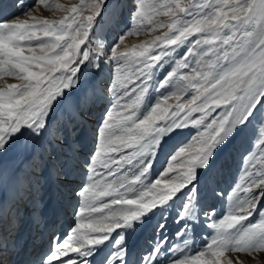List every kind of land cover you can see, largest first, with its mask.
Returning <instances> with one entry per match:
<instances>
[{"label": "snow or ice", "instance_id": "6c2138e0", "mask_svg": "<svg viewBox=\"0 0 264 264\" xmlns=\"http://www.w3.org/2000/svg\"><path fill=\"white\" fill-rule=\"evenodd\" d=\"M35 6L18 5L24 14ZM65 11L58 20H0V77L19 81L0 87V264H224L228 253H264V0H80ZM125 12L133 28L110 43L95 36L99 19L118 28ZM145 24L166 31L121 50ZM93 39L97 46L89 47ZM105 67L108 77L95 83ZM178 75L186 84L175 104L168 95L148 103ZM254 122L258 133L245 147ZM190 128L196 132L151 179L164 144ZM230 143L241 161L232 193L243 195L220 217L210 201L225 194L213 165ZM12 149L29 156L9 168L3 157ZM48 184L57 194L51 205L43 196ZM45 208L54 216L69 210L71 235L53 233L47 252L26 259L11 235L22 210L37 229L47 228ZM149 226L154 239L141 246L134 237ZM201 226L214 234L184 255ZM228 264L244 262L236 256Z\"/></svg>", "mask_w": 264, "mask_h": 264}, {"label": "rangeland", "instance_id": "374dc122", "mask_svg": "<svg viewBox=\"0 0 264 264\" xmlns=\"http://www.w3.org/2000/svg\"><path fill=\"white\" fill-rule=\"evenodd\" d=\"M91 2V0H85V3H89ZM158 0H145L146 4H153V3H157ZM80 3V0H44V3H38V0H0V20H7L9 22H11L12 18L15 19H19V20H27L29 21V23H33L34 21L31 19L32 17H36L37 19H48V20H58L61 19L64 15L67 14V12L65 11L66 9H70L73 5H77ZM19 4H23L25 7H28L30 5H36L35 7L29 8L28 12L26 14L22 13L21 9L18 7ZM57 5H60L62 7L57 8ZM85 15H88L89 13L87 12V10L84 12ZM158 20H164L167 21V17L161 15L159 17H157ZM125 27L128 28H133V25H130L128 23V19H127V12H125L124 17L122 18L119 27H114L112 25V23L107 20V19H99V22L95 25V36L97 38L99 37H104L106 38V42L110 43L111 39L119 32L124 30ZM149 26L147 24H145L141 30L139 31V34H132V35H128L125 37L124 43L121 45V50H123L124 48H128V49H132L134 47L140 46L142 44H146L147 42H150L151 40L155 39L156 37L161 36L166 29H161V28H152L151 30H148ZM96 40L93 39L92 44L89 45V47H96ZM27 54V53H25ZM169 65H171V62H168ZM170 70V67L169 69ZM109 68L105 67L104 68V72L100 75L98 81H95V83L99 84L101 82H103L109 75ZM179 73L184 74L186 72H190V69H179L178 70ZM88 77H91V73H87ZM161 74L157 73V79H160ZM19 81L16 80L14 77H0V87H4L7 84H18ZM186 84V82L180 81L179 79V75L177 77H175L173 79V83L170 86H167L165 88H161L159 93H155L153 92L152 95L149 98L148 103H154L157 99V97H159L161 100L163 99L164 95H168L170 98L168 100L169 104H175L176 100H175V93H177L179 91V88L181 85ZM174 85V86H173ZM179 87V88H178ZM190 94V89L186 90L184 93H182L183 96H185V98H187ZM175 101H174V100ZM59 109H58V113L59 114ZM93 111L99 115V105H95L93 106ZM59 123V121L54 118L53 119V123L51 124V127L53 129H55L57 127V124ZM87 136H88V140H89V144L91 141V129L93 127L92 124H88L87 126ZM196 132V129L194 128H190L188 130H186L184 132L183 135L178 136V137H173L172 139L168 140L165 144L163 149L158 153V159L155 162V166L152 169L150 175L151 179H156L159 178V175L164 171V169L167 167L166 164V158L173 152L175 151L180 145L181 142H185L187 141L192 134H194ZM258 133L257 128L255 127V122L253 123V125L249 126L248 132H247V137L245 139V147L249 146V141H251ZM256 152L257 154L260 152L259 148H256ZM27 156H29L27 154ZM24 156L20 159L24 160L25 157ZM20 161L17 163L19 164ZM7 163V162H6ZM16 162L14 163H7L9 168L15 166ZM241 168V161L239 158V153L236 151L234 144H227L225 146H223L221 149H219L218 154H217V158H216V162L213 165V176H214V180H215V186L218 187L224 194V198H220V197H214L210 202L212 203V205L216 208L217 213L220 215V217L223 216V214H225L226 210H227V205L229 203L230 200L234 199L235 196L239 195L242 196L243 193L237 192L235 194L232 193V189L235 187V183L238 182L239 179V169ZM175 175V173L173 174H169V178ZM242 182V181H241ZM43 196H44V200L46 202H48L49 205H51L52 203H54L57 200V194H56V189H55V185L54 184H48L45 186L44 192H43ZM107 199V198H105ZM179 203V202H177ZM50 210V208H45V214L46 216L48 215L47 212ZM66 209H63L61 211L63 216H59L60 220L56 221L55 225L52 226H48L47 228H52L50 229L52 230V233H56L59 234L63 239L67 238V235H71V233L68 231L69 228V224L72 223V217L68 214L65 213L64 211ZM171 214L172 216L175 215V208L173 207L171 210ZM67 212H69V210H67ZM26 217H30L27 213H22V216ZM52 214L51 210H50V215L48 217H50ZM87 215V213L85 214ZM46 217V219L48 218ZM58 217V218H59ZM253 221L257 220L258 217H253L252 218ZM30 218L27 221H23L22 224L20 225V228L18 231L19 232V236H21V238H23L25 236V230H28L30 228V230L32 229V227L30 225ZM48 220V219H47ZM51 220V219H50ZM54 219H52L53 221ZM29 221V224H28ZM51 221V222H52ZM24 223V224H23ZM43 224V223H42ZM39 229H37V235L35 234L37 240L33 239L31 240V244L34 243V241H42L45 238V228L44 226H42ZM50 224V223H49ZM169 238L171 241H175V230L176 227L174 224L169 223ZM40 231V233H39ZM16 232H13V234L11 235V238L15 241H17L19 243L18 240L15 239L16 237ZM67 233V235H66ZM40 234V235H39ZM214 234V230L209 229L207 227L201 226L198 227L196 230L195 235L192 237V239H190L188 241V255L190 254H195V252L199 249H201L202 245L205 244L206 240L208 237H210L211 235ZM38 236V237H37ZM53 235L51 234L50 231V235L48 237V243H46V249H44V251L42 252V254H40V256H42L45 252L48 251L49 248V240ZM41 238V239H39ZM39 239V240H38ZM63 239L61 242H63ZM134 239H136L137 243L141 246L146 245V242L149 239H154V233H153V229L149 226L146 228H142L140 231H138L136 237H134ZM107 243V242H106ZM114 243V242H113ZM30 243H28L29 245ZM20 245V244H19ZM25 245H27V243H25ZM22 246V245H21ZM30 248H28V250L30 251ZM111 248V245H109V247L107 248H103L101 249V255L106 254ZM27 250V251H28ZM70 255L75 256L76 254L72 253ZM261 255H264V253H260L258 254L257 258L253 259L252 257H248L245 256L244 254H235V253H228L225 255V257H222V261H224V264H228L229 260H233L235 259L236 256H239L241 260H243L244 264H264V258H262ZM28 256V254L26 255ZM36 255H34V259L32 260H38L39 258L35 257ZM184 257L180 256L179 259H183ZM207 258V257H205ZM97 260L101 259V256H97L96 258Z\"/></svg>", "mask_w": 264, "mask_h": 264}, {"label": "bare ground", "instance_id": "6f19581e", "mask_svg": "<svg viewBox=\"0 0 264 264\" xmlns=\"http://www.w3.org/2000/svg\"><path fill=\"white\" fill-rule=\"evenodd\" d=\"M181 74V73H180ZM174 86V85H173ZM179 88V87H178ZM185 97V96H184ZM174 100V99H173ZM175 101V100H174ZM27 154L29 155V153L27 152V151H25V152H19V151H17L16 149H12V150H10L8 153H6L5 154V156L3 157V160H4V162H7V163H14V162H16L15 164H17L19 161H20V159L22 158V157H24V156H27ZM10 195V194H9ZM63 210V209H62ZM61 210V211H62ZM61 211L59 212V214H57V215H51V217L49 218H47L48 220V222L50 223V225H49V227L50 226H52V225H54L55 224V221L57 220L56 218H58L59 216H63L62 215V213H61ZM30 217H26L25 216V214H24V216H22V219H23V221H27L28 219H29ZM51 219V220H50ZM52 219H54L53 221H52ZM30 221V220H29ZM29 221H28V224H29ZM52 221V222H51ZM24 224V223H23ZM30 224H32L31 222H30ZM30 226H32V225H30ZM26 230V229H25ZM29 234V233H28ZM35 237V236H34ZM33 236H32V238H31V240H33V238H34ZM181 247H183V244H181ZM28 250V248L26 249V252H27V254L30 252L29 250ZM187 251H188V248L187 249H185V251H184V255H188V253H187ZM180 256H182L183 257V255H181L179 252L177 253V257L178 258H180ZM262 256V258H264V255H261Z\"/></svg>", "mask_w": 264, "mask_h": 264}]
</instances>
